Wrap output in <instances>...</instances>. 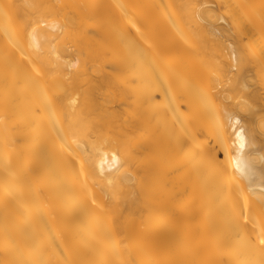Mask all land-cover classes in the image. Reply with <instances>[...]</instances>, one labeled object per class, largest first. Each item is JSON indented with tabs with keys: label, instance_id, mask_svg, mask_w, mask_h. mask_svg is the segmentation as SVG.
<instances>
[{
	"label": "bare ground",
	"instance_id": "bare-ground-1",
	"mask_svg": "<svg viewBox=\"0 0 264 264\" xmlns=\"http://www.w3.org/2000/svg\"><path fill=\"white\" fill-rule=\"evenodd\" d=\"M0 264H264V0H0Z\"/></svg>",
	"mask_w": 264,
	"mask_h": 264
}]
</instances>
